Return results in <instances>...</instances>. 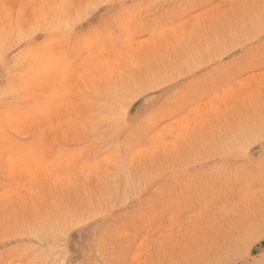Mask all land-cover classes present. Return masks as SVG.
Returning <instances> with one entry per match:
<instances>
[{
  "label": "rangeland",
  "instance_id": "rangeland-1",
  "mask_svg": "<svg viewBox=\"0 0 264 264\" xmlns=\"http://www.w3.org/2000/svg\"><path fill=\"white\" fill-rule=\"evenodd\" d=\"M0 264H264V0H0Z\"/></svg>",
  "mask_w": 264,
  "mask_h": 264
},
{
  "label": "bare ground",
  "instance_id": "bare-ground-1",
  "mask_svg": "<svg viewBox=\"0 0 264 264\" xmlns=\"http://www.w3.org/2000/svg\"><path fill=\"white\" fill-rule=\"evenodd\" d=\"M3 40V39H2ZM61 86H64V85H62V84H60ZM60 87V86H59ZM60 89H61V87H60ZM64 89V88H63ZM59 95H60V93H58ZM65 105V104H64ZM108 105V104H107ZM57 114H59V112L57 113ZM72 128V127H71Z\"/></svg>",
  "mask_w": 264,
  "mask_h": 264
}]
</instances>
